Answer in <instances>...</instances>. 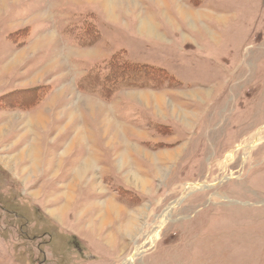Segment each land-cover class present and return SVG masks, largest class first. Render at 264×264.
Instances as JSON below:
<instances>
[{
    "label": "rangeland",
    "instance_id": "374dc122",
    "mask_svg": "<svg viewBox=\"0 0 264 264\" xmlns=\"http://www.w3.org/2000/svg\"><path fill=\"white\" fill-rule=\"evenodd\" d=\"M129 1L0 0V264H264V0Z\"/></svg>",
    "mask_w": 264,
    "mask_h": 264
},
{
    "label": "bare ground",
    "instance_id": "6f19581e",
    "mask_svg": "<svg viewBox=\"0 0 264 264\" xmlns=\"http://www.w3.org/2000/svg\"><path fill=\"white\" fill-rule=\"evenodd\" d=\"M105 1V7L106 8H113V9H116L117 7H119V8H124V6L125 5H129V4H131V1H129V0H124L123 2H119V1H116V0H104ZM120 5V6H119ZM132 6V5H131ZM185 16H190V12H188L187 10H182L181 11ZM143 20V19H142ZM141 20V24H140V26H141V29H142V31H145V32H149V33H154V29H153V26H152V23H150V21L148 20V19H145V20H143L142 21ZM160 99V98H159ZM158 100V99H157ZM155 102H157V101H155ZM157 104V103H156ZM160 105V104H159ZM108 132V131H107ZM30 151H33L32 149L30 150ZM34 152H30V154H31V156L32 155H35V154H33ZM168 156V155H167ZM171 156L172 155H169V157L168 158H171ZM35 159H36V157H35ZM87 164H89V162L87 163ZM88 167V166H87ZM85 170V169H84ZM87 171V170H86ZM79 177L81 178L82 177V173H80L79 172ZM133 260V259H132Z\"/></svg>",
    "mask_w": 264,
    "mask_h": 264
},
{
    "label": "trees",
    "instance_id": "16d2710c",
    "mask_svg": "<svg viewBox=\"0 0 264 264\" xmlns=\"http://www.w3.org/2000/svg\"><path fill=\"white\" fill-rule=\"evenodd\" d=\"M114 69H115V71H117V68H115V66H114ZM120 69H121V71H131L132 73H134V72H137V73H139L138 75H141V77L143 78V79H148V77H153V76H156V78H161V77H159V75L160 76H164L165 77V74L163 73V70H161V71H156V70H154L152 67H145V66H142L141 67V71L140 70H138L139 69V67L138 66H122V67H120Z\"/></svg>",
    "mask_w": 264,
    "mask_h": 264
},
{
    "label": "crops",
    "instance_id": "0c3cea01",
    "mask_svg": "<svg viewBox=\"0 0 264 264\" xmlns=\"http://www.w3.org/2000/svg\"><path fill=\"white\" fill-rule=\"evenodd\" d=\"M100 43H101V45H104L105 50H107L106 47H107L108 43H106L105 39L102 40V41H100ZM98 45H99V44H98ZM96 46H97V44H96ZM91 147H92V146H90V152H91Z\"/></svg>",
    "mask_w": 264,
    "mask_h": 264
}]
</instances>
